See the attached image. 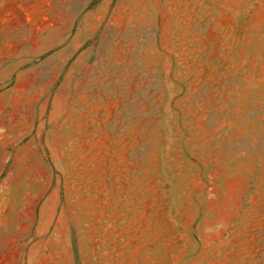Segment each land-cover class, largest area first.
I'll use <instances>...</instances> for the list:
<instances>
[{
    "label": "rangeland",
    "instance_id": "1",
    "mask_svg": "<svg viewBox=\"0 0 264 264\" xmlns=\"http://www.w3.org/2000/svg\"><path fill=\"white\" fill-rule=\"evenodd\" d=\"M0 264H264V0H0Z\"/></svg>",
    "mask_w": 264,
    "mask_h": 264
}]
</instances>
